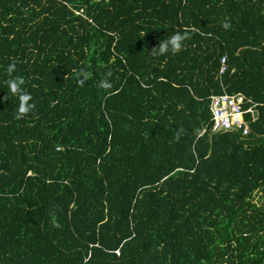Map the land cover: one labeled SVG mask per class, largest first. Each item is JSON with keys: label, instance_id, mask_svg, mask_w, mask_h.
I'll return each mask as SVG.
<instances>
[{"label": "trees", "instance_id": "1", "mask_svg": "<svg viewBox=\"0 0 264 264\" xmlns=\"http://www.w3.org/2000/svg\"><path fill=\"white\" fill-rule=\"evenodd\" d=\"M0 264H264V0H0Z\"/></svg>", "mask_w": 264, "mask_h": 264}, {"label": "clouds", "instance_id": "2", "mask_svg": "<svg viewBox=\"0 0 264 264\" xmlns=\"http://www.w3.org/2000/svg\"><path fill=\"white\" fill-rule=\"evenodd\" d=\"M223 28L228 29L230 25L225 22L222 25ZM186 39V36L176 33L172 36H170L166 40H161L158 43V46L155 47V51L153 52V55H165L169 52L172 54H175L176 52L180 51L184 46V41ZM7 74L10 77L6 80L7 88L9 92L16 96L19 106L17 108V119L21 118L24 115H27L30 111H32L35 107L34 103H30L32 100V96L30 93L25 91L24 85L26 83L25 78L23 76H13L12 74L16 71V62L13 60L12 63H10L7 67ZM83 72V70H82ZM108 76L111 75L109 72L107 74ZM90 76L89 73L83 72V79L80 80V83H83L86 79H88ZM101 87L107 89L111 88L112 85L108 82L107 79L102 80Z\"/></svg>", "mask_w": 264, "mask_h": 264}, {"label": "built area", "instance_id": "3", "mask_svg": "<svg viewBox=\"0 0 264 264\" xmlns=\"http://www.w3.org/2000/svg\"><path fill=\"white\" fill-rule=\"evenodd\" d=\"M245 102L251 103L242 94L235 96H220L212 98V131L227 132L242 130L244 135H248L249 127L245 116L254 114L253 108L244 109Z\"/></svg>", "mask_w": 264, "mask_h": 264}, {"label": "rangeland", "instance_id": "4", "mask_svg": "<svg viewBox=\"0 0 264 264\" xmlns=\"http://www.w3.org/2000/svg\"><path fill=\"white\" fill-rule=\"evenodd\" d=\"M261 199H262V197L260 196L259 192L257 194H255V200H256V202H258V204L261 203Z\"/></svg>", "mask_w": 264, "mask_h": 264}, {"label": "water", "instance_id": "5", "mask_svg": "<svg viewBox=\"0 0 264 264\" xmlns=\"http://www.w3.org/2000/svg\"><path fill=\"white\" fill-rule=\"evenodd\" d=\"M254 117H255V118L257 117V112L254 113Z\"/></svg>", "mask_w": 264, "mask_h": 264}]
</instances>
